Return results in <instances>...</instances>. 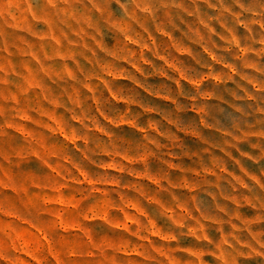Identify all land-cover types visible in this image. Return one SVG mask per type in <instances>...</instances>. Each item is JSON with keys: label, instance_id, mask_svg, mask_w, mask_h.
Segmentation results:
<instances>
[{"label": "rangeland", "instance_id": "rangeland-1", "mask_svg": "<svg viewBox=\"0 0 264 264\" xmlns=\"http://www.w3.org/2000/svg\"><path fill=\"white\" fill-rule=\"evenodd\" d=\"M0 264H264V0H0Z\"/></svg>", "mask_w": 264, "mask_h": 264}]
</instances>
